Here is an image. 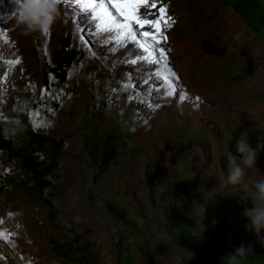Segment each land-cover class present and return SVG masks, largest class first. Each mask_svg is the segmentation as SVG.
<instances>
[{
    "label": "rangeland",
    "instance_id": "obj_1",
    "mask_svg": "<svg viewBox=\"0 0 264 264\" xmlns=\"http://www.w3.org/2000/svg\"><path fill=\"white\" fill-rule=\"evenodd\" d=\"M155 3L172 18L165 47L191 37L199 45L189 82L190 62L184 74L168 62L185 88L172 96L159 64L132 65L135 48L80 31L72 3L59 4L45 35L26 31L13 19L19 5L0 0V137L13 148L0 149V264H264V230L248 227L253 204L241 199L264 178V150L242 186L223 182L237 140L264 145V0ZM62 38L81 56L60 82L50 67ZM16 58L22 64L9 65ZM100 151L112 159L95 172ZM196 156H212L211 167ZM242 243L252 254L234 256Z\"/></svg>",
    "mask_w": 264,
    "mask_h": 264
},
{
    "label": "snow or ice",
    "instance_id": "obj_2",
    "mask_svg": "<svg viewBox=\"0 0 264 264\" xmlns=\"http://www.w3.org/2000/svg\"><path fill=\"white\" fill-rule=\"evenodd\" d=\"M12 2L14 5L18 4V0H12ZM58 2L60 4L61 0ZM64 2L68 3V0H64ZM72 4L78 10V23L87 25L86 28H80V31L97 37H106L105 44L114 41L118 48L126 50L135 48V53H133L135 59L130 61L132 65H137L138 62H147L149 65L163 62L167 68L168 58L165 49L159 47L161 42L167 41L164 29L172 26V18L166 16L167 5L157 8L155 0H152L151 4H149V0H72ZM143 9L147 11H142ZM152 9H156V12H153ZM150 16H156V18L149 19ZM89 29H94V32H89ZM48 33L49 31L44 32L45 35ZM45 54H47V48H45ZM157 55L159 59H157ZM8 63L9 65H20L21 60L16 58ZM168 71L171 76L176 77V73L171 68H168ZM156 75L159 76V72ZM5 79H7V73H5ZM165 80L171 86V91L166 92L165 95L172 96L175 93V86L167 77ZM123 90L127 91V85L123 86ZM46 91L47 89H45ZM4 95V89L0 87V109L3 107ZM184 99L185 96L181 94L180 100ZM6 119L3 111L0 110V120ZM47 126V122L33 123L34 128Z\"/></svg>",
    "mask_w": 264,
    "mask_h": 264
},
{
    "label": "clouds",
    "instance_id": "obj_3",
    "mask_svg": "<svg viewBox=\"0 0 264 264\" xmlns=\"http://www.w3.org/2000/svg\"><path fill=\"white\" fill-rule=\"evenodd\" d=\"M17 21L28 32L50 31L52 25L59 17L58 0H18ZM19 129H11L15 135ZM264 150V145L258 144L253 148L247 139L240 138L236 142V155L231 152L228 157V174L223 182L231 186H242L245 181L246 170L256 165L258 157L257 149ZM254 191H245L242 200L251 198L253 207L245 209L244 215L250 218L248 227L255 231L258 237L264 230V178L254 182ZM260 243L264 244V237H260ZM252 245L241 244L235 249L234 256L246 257L252 254Z\"/></svg>",
    "mask_w": 264,
    "mask_h": 264
},
{
    "label": "bare ground",
    "instance_id": "obj_4",
    "mask_svg": "<svg viewBox=\"0 0 264 264\" xmlns=\"http://www.w3.org/2000/svg\"><path fill=\"white\" fill-rule=\"evenodd\" d=\"M61 2H64V0H61ZM72 3V1L71 0H68V3H65L64 2V4H71ZM72 5V4H71ZM63 7H65V8H67L66 6H63ZM69 11V10H68ZM74 11H76L74 14H76L77 16H78V10H75L74 9ZM62 11L61 10H59V16H60V13H61ZM222 12H224L222 15H223V17L226 19V20H228V21H232V22H235V19L232 17V15H231V13L229 12V11H227V10H225V9H223L222 10ZM218 14H219V12H218ZM14 17H13V19L15 20H17V15L16 14H14L13 15ZM67 16V15H66ZM75 20V19H74ZM19 24V23H18ZM162 26V28H163V24L161 25ZM236 28V27H235ZM239 30V29H238ZM0 31H2V30H0ZM240 32V31H239ZM236 33H237V30H236ZM0 37H1V35H0ZM233 37H234V35H233ZM114 42V41H113ZM188 42V43H187ZM187 43V53L185 54V55H183V58H181L180 56L182 55L181 53L184 51V49L186 48V47H184V45ZM2 44V41H0V45ZM160 46L162 47V48H166L165 49V52H166V55H167V58H168V62H170V61H172V63L176 66H178V67H181V73L182 74H184L185 72H186V68L183 66V65H185L186 64V62H193L194 60H195V55H196V53H197V50L199 49V45H198V42H196V39L195 38H193V37H191V38H189L188 40H186V42L185 43H176V44H174V45H172V48H171V46H169V45H167L166 47L164 46V44H163V42H161L160 43ZM170 50V51H169ZM170 52V53H169ZM157 58L159 59V57H158V55H157ZM22 64V63H21ZM159 67H160V69L162 70V73H164L163 74V76L165 75L166 77H168V80H170L171 82H172V85L173 86H178V88H181V89H185L184 88V85L181 83V82H179V80L177 81V77H173V76H171V74L169 73V71H168V68H169V66H167V68L165 67V65H164V63L163 62H161V63H159ZM18 68V67H17ZM26 69H27V66H26ZM164 76V77H165ZM167 84H168V86H170L169 85V83L167 82ZM179 98V97H178ZM179 104V103H178ZM171 116V115H170ZM169 117V116H168ZM167 117V118H168ZM178 119H181V120H185V117L183 118H181L180 116H178ZM145 137H146V134H145V132L143 133V132H139L138 134H137V140H141V141H143V139H145ZM170 137V136H169ZM165 140V139H164ZM166 141V140H165ZM171 145V144H170ZM212 145V144H211ZM171 148V147H170ZM168 153V152H167ZM170 154V153H169ZM154 156L155 157H159V158H162V156H163V152H159V151H155L154 152ZM170 156H171V154H170ZM202 156V155H201ZM203 157V156H202ZM211 157L212 156H210L209 157V159H206V158H204V159H202V158H199L198 156H196V157H194V162L196 163V164H200V167L202 166V167H205V168H207V167H209L210 165H212V161H211ZM167 158V157H166ZM173 158V157H172ZM165 159V158H164ZM166 160V159H165ZM169 161L170 160H172L171 159V157L168 159ZM213 160V159H212ZM197 167H198V165H197ZM211 167V166H210ZM205 170V169H204ZM200 171H201V169H200ZM207 171H208V169H207ZM207 173V172H206ZM135 174H137V171L135 172ZM198 174V173H197ZM3 201L4 200H6V198H4V199H2ZM2 200H0V205H2ZM7 201V200H6ZM5 202V201H4ZM17 214V213H16ZM0 221H2V223H0V228L2 227V225H4V218H1L0 219ZM4 228V227H3ZM2 233V231H1V229H0V234ZM20 237V239H21V236H20V234L19 233H14L13 235H12V238L15 240H13V242H17L18 240H20V239H18ZM107 238V237H106ZM23 241V240H22ZM26 241V240H25ZM19 243V242H18ZM25 242H23L22 244H24ZM26 244V243H25ZM24 244V245H25ZM18 245V244H17ZM27 245V244H26ZM104 245V244H103ZM1 253V252H0ZM104 253V252H103Z\"/></svg>",
    "mask_w": 264,
    "mask_h": 264
},
{
    "label": "trees",
    "instance_id": "obj_5",
    "mask_svg": "<svg viewBox=\"0 0 264 264\" xmlns=\"http://www.w3.org/2000/svg\"><path fill=\"white\" fill-rule=\"evenodd\" d=\"M251 1L252 0H237V3L238 4L244 3V6H246L247 4L252 5ZM253 3H255V0L253 1ZM244 6H242V8ZM263 13H264V10H263ZM258 20L261 23L262 22L264 23V20H262L261 18H259ZM247 23H249V26L253 25L252 21H248ZM252 29L254 30L253 27ZM60 42L61 44L55 51L54 57H53L55 66L50 67V70L58 74L59 81L63 82L66 77V68L70 66V64L73 62L74 59L79 58L81 55H76V50H74V47L70 48V41H68L67 38H62ZM0 149H5L8 153H11L13 151V148L10 145V143L2 137H0ZM111 159L112 157L110 156L107 157L103 155L102 151H100L98 154L94 156V159L92 160V168L94 169L95 172L96 171L101 172L107 167ZM111 212L115 213V211L113 210ZM185 238L193 239V236H190V237L187 236Z\"/></svg>",
    "mask_w": 264,
    "mask_h": 264
},
{
    "label": "crops",
    "instance_id": "obj_6",
    "mask_svg": "<svg viewBox=\"0 0 264 264\" xmlns=\"http://www.w3.org/2000/svg\"><path fill=\"white\" fill-rule=\"evenodd\" d=\"M253 1L254 0H252L251 2V4L253 5L254 3H253ZM257 0H255V2H256ZM257 4V3H256ZM258 5V4H257ZM259 6V5H258ZM261 10H262V12H263V10H264V6L261 8ZM186 40H188V39H186ZM223 43H225V42H223ZM229 45H230V43H229ZM197 58V57H196ZM196 60V59H195ZM190 66H191V62H190V64H188L187 65V67H188V71H187V78H188V82H189V78H190V76H189V71H191L189 68H190ZM192 69V68H191ZM178 72V71H177ZM192 74V73H191ZM180 75V74H179ZM181 76V75H180ZM187 82V83H188Z\"/></svg>",
    "mask_w": 264,
    "mask_h": 264
}]
</instances>
